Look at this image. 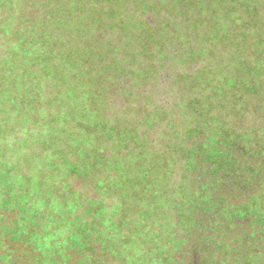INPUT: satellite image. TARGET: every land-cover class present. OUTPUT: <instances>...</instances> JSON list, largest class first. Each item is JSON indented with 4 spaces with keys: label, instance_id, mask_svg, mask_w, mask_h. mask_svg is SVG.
<instances>
[{
    "label": "rangeland",
    "instance_id": "rangeland-1",
    "mask_svg": "<svg viewBox=\"0 0 264 264\" xmlns=\"http://www.w3.org/2000/svg\"><path fill=\"white\" fill-rule=\"evenodd\" d=\"M0 264H264V0H0Z\"/></svg>",
    "mask_w": 264,
    "mask_h": 264
},
{
    "label": "trees",
    "instance_id": "trees-1",
    "mask_svg": "<svg viewBox=\"0 0 264 264\" xmlns=\"http://www.w3.org/2000/svg\"><path fill=\"white\" fill-rule=\"evenodd\" d=\"M11 259V261L13 260L12 258H10Z\"/></svg>",
    "mask_w": 264,
    "mask_h": 264
}]
</instances>
